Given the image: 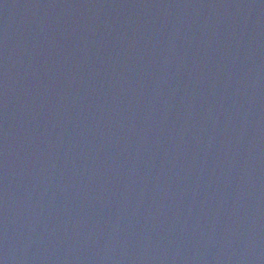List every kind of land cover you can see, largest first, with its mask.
<instances>
[{
	"label": "water",
	"instance_id": "1",
	"mask_svg": "<svg viewBox=\"0 0 264 264\" xmlns=\"http://www.w3.org/2000/svg\"><path fill=\"white\" fill-rule=\"evenodd\" d=\"M0 264H264V0H0Z\"/></svg>",
	"mask_w": 264,
	"mask_h": 264
}]
</instances>
